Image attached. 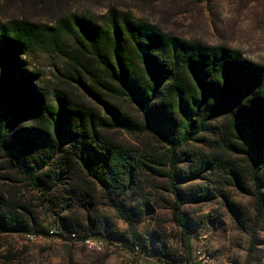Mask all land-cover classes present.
<instances>
[{
  "label": "trees",
  "instance_id": "trees-1",
  "mask_svg": "<svg viewBox=\"0 0 264 264\" xmlns=\"http://www.w3.org/2000/svg\"><path fill=\"white\" fill-rule=\"evenodd\" d=\"M18 50L62 57L50 103L44 94L22 95L24 87L12 77ZM218 117L222 122L211 133ZM112 132L138 143L150 136L165 153L128 147ZM198 142H209L210 152L199 155L190 177L219 172L246 190V172L262 184L264 65L227 47L166 34L113 8L98 20L72 13L51 27L11 20L0 28V156L11 173L2 179L18 178L39 194L69 239L72 229L58 212L89 207L97 188L110 198L148 172L166 177L178 198L176 185L188 177L177 170L176 153ZM1 188L0 232H29L31 211ZM199 194L194 201L209 198L207 188ZM179 209L177 203L174 221L186 238ZM116 211L126 212L119 205Z\"/></svg>",
  "mask_w": 264,
  "mask_h": 264
},
{
  "label": "rangeland",
  "instance_id": "rangeland-1",
  "mask_svg": "<svg viewBox=\"0 0 264 264\" xmlns=\"http://www.w3.org/2000/svg\"><path fill=\"white\" fill-rule=\"evenodd\" d=\"M111 8L166 34L227 47L249 62L264 65V0H0V28L11 20L51 27L57 18L72 13L98 20ZM61 66L58 54L18 50L12 77L24 87L22 95L27 100L44 94L47 104ZM221 122V117L216 118L209 131L214 133ZM112 137L128 147L145 150L146 146L151 155L165 153L150 136L140 137L139 143L119 132H112ZM208 146L209 142H198L176 153V168L188 177L176 185L178 198L166 177L145 172L126 191L117 190L107 198L97 188L89 207L74 208L71 213L59 211L64 228L72 229L76 241L61 231V224L41 203L39 194L18 178L2 179L11 173L0 156L1 189L21 199L32 213L29 232H0V264L185 263L200 247L210 255V264H264V173L259 184L245 172L246 190L229 185L219 172L190 177L199 155L210 152ZM206 188L209 198L194 201V195ZM177 203L186 238L174 221ZM118 205L125 214L117 213ZM84 238L103 241V249L88 250L82 245ZM135 244L142 246L141 252L133 250Z\"/></svg>",
  "mask_w": 264,
  "mask_h": 264
},
{
  "label": "built area",
  "instance_id": "built-area-1",
  "mask_svg": "<svg viewBox=\"0 0 264 264\" xmlns=\"http://www.w3.org/2000/svg\"><path fill=\"white\" fill-rule=\"evenodd\" d=\"M52 233H54L53 229L50 231V234ZM71 240L73 241L77 240L75 234H71ZM81 242L82 245L90 251H101L104 247L103 241L95 238H84L82 239ZM135 251H139V247H135ZM195 257L196 260L199 262V264H210L211 262L210 255L203 249V247H200L195 251ZM154 264H169V263L165 261H160Z\"/></svg>",
  "mask_w": 264,
  "mask_h": 264
},
{
  "label": "crops",
  "instance_id": "crops-1",
  "mask_svg": "<svg viewBox=\"0 0 264 264\" xmlns=\"http://www.w3.org/2000/svg\"><path fill=\"white\" fill-rule=\"evenodd\" d=\"M184 262H181L180 264H183ZM184 264H199V262L196 260L195 255L193 254L191 257V260H188Z\"/></svg>",
  "mask_w": 264,
  "mask_h": 264
}]
</instances>
